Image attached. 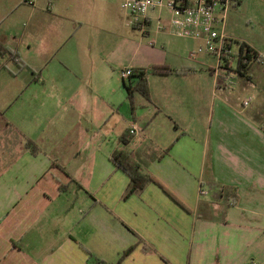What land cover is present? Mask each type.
Here are the masks:
<instances>
[{
	"label": "crops",
	"instance_id": "crops-1",
	"mask_svg": "<svg viewBox=\"0 0 264 264\" xmlns=\"http://www.w3.org/2000/svg\"><path fill=\"white\" fill-rule=\"evenodd\" d=\"M123 2L0 0V264H264L255 65L193 60L167 22L147 43ZM125 69L148 71L134 109ZM123 150L156 180L128 199Z\"/></svg>",
	"mask_w": 264,
	"mask_h": 264
},
{
	"label": "built area",
	"instance_id": "built-area-1",
	"mask_svg": "<svg viewBox=\"0 0 264 264\" xmlns=\"http://www.w3.org/2000/svg\"><path fill=\"white\" fill-rule=\"evenodd\" d=\"M25 2L28 5H34L37 0H25ZM236 2L237 0H124L122 8L130 16L129 26L136 28L143 34L147 33L150 14L166 8L169 11L167 20L163 22L161 15L157 16L159 30H163L167 22L177 36L204 41L203 45L190 53L191 59L195 60L201 54H209L216 57L220 64L237 70L240 48L238 52H234L232 39L219 30L224 18L220 20L217 17L218 14L225 17ZM260 61L261 57L256 60V62ZM234 63H236L235 68L233 67ZM132 74V69L121 71V77L124 80ZM233 80L234 77L229 74L228 83H232ZM251 101V97L245 100L244 106H248ZM139 132L137 124L132 123L129 133L135 135Z\"/></svg>",
	"mask_w": 264,
	"mask_h": 264
},
{
	"label": "rangeland",
	"instance_id": "rangeland-1",
	"mask_svg": "<svg viewBox=\"0 0 264 264\" xmlns=\"http://www.w3.org/2000/svg\"><path fill=\"white\" fill-rule=\"evenodd\" d=\"M159 14L163 22L169 17V11L166 8L154 12L152 15L153 23L149 29L151 36L147 37L144 35V40L147 43L155 41V46L161 45L155 37L157 32H161L157 18ZM217 17L220 20L224 18L223 24L219 26L220 32L226 33L236 40L235 42L233 41L234 52L239 51V43L245 42L259 53L261 61L253 63V66H255L253 67L252 75L255 76V83L261 84V87L264 88V0H241L240 5L232 7L225 17L222 14H218ZM205 56H208L207 58L212 65L217 66L218 60L214 56L208 54ZM235 66L236 63L233 64L234 68ZM128 250L120 254L118 263L125 259V253ZM101 261L107 264L104 260Z\"/></svg>",
	"mask_w": 264,
	"mask_h": 264
},
{
	"label": "trees",
	"instance_id": "trees-1",
	"mask_svg": "<svg viewBox=\"0 0 264 264\" xmlns=\"http://www.w3.org/2000/svg\"><path fill=\"white\" fill-rule=\"evenodd\" d=\"M7 51L13 59L16 58L15 53L9 50ZM238 56H239V61H238V66H237L236 71L240 75H243V76L249 73L251 69V65L255 63L257 59L260 58L259 53L254 51L246 43H240V51H239ZM153 72L158 73V74L173 73L172 70L166 67L154 68ZM147 75H148L147 70H138L136 72L133 71V74L129 77V80L125 82V88L127 91L128 99L130 100L133 109H134L133 101H134L135 94L137 93L141 94L146 99L150 100V89H149ZM134 77H135V80H133ZM28 146L31 147L32 144L28 143ZM33 152H35V150H33ZM112 162L117 168H119L124 173H126L128 177L130 178V185L125 192L124 199H128L133 194L142 192L149 184L156 183V180L151 175L143 172L141 167L132 160L130 153L125 150L115 153L114 156L112 157ZM133 249H134L133 247L130 248L125 253V257L130 255ZM88 261H89V264H104L103 261L94 257L92 254H89Z\"/></svg>",
	"mask_w": 264,
	"mask_h": 264
}]
</instances>
